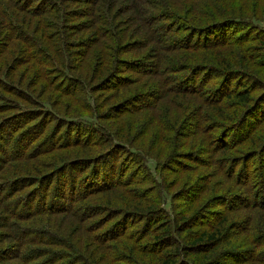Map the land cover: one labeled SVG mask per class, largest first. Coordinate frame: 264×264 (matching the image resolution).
Segmentation results:
<instances>
[{
	"label": "trees",
	"instance_id": "1",
	"mask_svg": "<svg viewBox=\"0 0 264 264\" xmlns=\"http://www.w3.org/2000/svg\"><path fill=\"white\" fill-rule=\"evenodd\" d=\"M256 160L264 0H0V264H264Z\"/></svg>",
	"mask_w": 264,
	"mask_h": 264
},
{
	"label": "rangeland",
	"instance_id": "2",
	"mask_svg": "<svg viewBox=\"0 0 264 264\" xmlns=\"http://www.w3.org/2000/svg\"><path fill=\"white\" fill-rule=\"evenodd\" d=\"M242 31L239 30V29H236V30H230V39L231 41L236 37L238 36ZM79 104V102H77ZM69 106H71V103L68 102L66 105H65V108H68ZM161 116V115H160ZM82 119V118H81ZM140 120V123L142 124V118L139 119ZM148 122H149V118L147 119ZM155 121V119H153ZM165 122V121H164ZM160 121L157 120L155 121L154 123H152L151 126H156L160 129ZM29 126V124L25 127V124H19L18 127H16L15 129H13L11 132L9 131V133H14L15 136L19 135L22 131H26V128ZM24 129V130H23ZM146 129V128H145ZM143 129V130H145ZM22 130V131H21ZM4 134V133H3ZM46 134V133H45ZM42 135V136H45ZM40 135V136H39ZM42 136L41 134H38L37 135V138L34 140V139H31V142L32 144H36L37 142H39L41 139H42ZM75 135H73L74 137ZM8 137V134H6V136L4 138H7ZM171 163V161H167L166 162V166L169 165ZM144 164V165H143ZM139 163L138 161H134L132 160V157L123 153L121 155H119V158H118V162H116V172L119 174H121V171H124L127 169V173H126V177H124V181L126 180V178L128 176H131L132 177V174L134 173H138L139 174L136 176V180L139 181V179H142L143 177H146V178H149L150 181H151V184H149L147 181L144 182V189L146 187H149L153 184V181L152 180H155L157 182H159V179L158 176H157V172H156V169L154 167V162H151L150 165H147L148 163ZM258 160L256 161H253L252 164H250V167H251V182L252 183H260V182H263V178H264V173L262 172V174H260V172H258ZM143 166H147V170L144 169ZM141 170V171H139ZM186 176H188V173L184 174V175H180L179 173L178 174H173L172 172H167L165 175H164V182H165V189L163 188L162 189V193H163V197H164V201L166 202L167 201V208L172 210V206L174 204L175 207H179V206H182L184 201L182 199H179L177 201H173L172 202V199L173 197H175L176 193L179 191L180 188H182L184 186V181H185V178ZM82 177V174L81 173H78L77 175H74L72 176L71 178L67 177V179L70 181L72 179H75V178H78V180H80ZM143 180V179H142ZM145 181V180H144ZM146 186V187H145ZM256 186H258V184H256ZM259 187V186H258ZM264 188V186H263ZM262 188V189H263ZM76 191L73 193V195L76 197L75 199H79L81 197V195L84 194V191L82 188H77L75 189ZM69 194H67L68 196ZM257 197V195H256ZM164 202V203H165ZM38 204V203H37ZM36 204V206H37ZM182 209V208H180ZM212 209V208H211ZM206 211H210V206L207 207ZM206 224H212V222H205ZM254 234H255V231H253L252 233H250V237L248 236V242L245 243V241L243 242L242 245L238 246L237 248L235 247H230L229 249L230 250H233V251H240V252H246V254H248L249 250L251 248L254 249ZM244 250V251H243ZM239 252V253H240ZM234 261H229V262H226L225 264H233Z\"/></svg>",
	"mask_w": 264,
	"mask_h": 264
}]
</instances>
